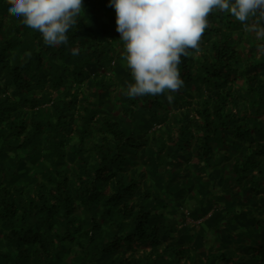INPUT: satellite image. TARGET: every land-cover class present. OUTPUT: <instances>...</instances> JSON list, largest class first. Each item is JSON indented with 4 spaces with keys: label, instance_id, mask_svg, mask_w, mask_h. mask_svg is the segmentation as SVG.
Listing matches in <instances>:
<instances>
[{
    "label": "trees",
    "instance_id": "trees-1",
    "mask_svg": "<svg viewBox=\"0 0 264 264\" xmlns=\"http://www.w3.org/2000/svg\"><path fill=\"white\" fill-rule=\"evenodd\" d=\"M82 3L49 45L0 0V264H264L260 26L213 11L183 87L129 97L116 10Z\"/></svg>",
    "mask_w": 264,
    "mask_h": 264
},
{
    "label": "clouds",
    "instance_id": "clouds-1",
    "mask_svg": "<svg viewBox=\"0 0 264 264\" xmlns=\"http://www.w3.org/2000/svg\"><path fill=\"white\" fill-rule=\"evenodd\" d=\"M116 30L124 42L127 67L134 78L129 97L157 96L179 91L184 81L178 65L198 51L208 17L228 12L246 28L259 25L264 32V0H111ZM8 13L33 30L46 44L67 42L77 24L82 0H9ZM75 55V53H73ZM169 102L173 97L169 94Z\"/></svg>",
    "mask_w": 264,
    "mask_h": 264
},
{
    "label": "rangeland",
    "instance_id": "rangeland-1",
    "mask_svg": "<svg viewBox=\"0 0 264 264\" xmlns=\"http://www.w3.org/2000/svg\"><path fill=\"white\" fill-rule=\"evenodd\" d=\"M233 21H235L236 19L235 18H233L232 19ZM238 24L240 25V26H242V24L240 23V22H238ZM244 26V25H243ZM235 33V32H234ZM174 111H177V107H174V110L172 111V112H174ZM172 112H170V113H172ZM169 118H174V117H172L171 116V114H169ZM183 170H184V168H183ZM202 184H204V183H202ZM210 190V189H209ZM208 190V191H209ZM207 207V206H206ZM187 208V207H186ZM211 213V211H209V213L208 214H210ZM187 214V213H186ZM192 217H193V214H192ZM186 220H187V222H198V220H193L190 216L189 217H186ZM194 225V224H193Z\"/></svg>",
    "mask_w": 264,
    "mask_h": 264
}]
</instances>
